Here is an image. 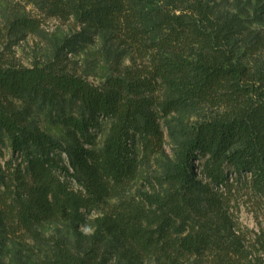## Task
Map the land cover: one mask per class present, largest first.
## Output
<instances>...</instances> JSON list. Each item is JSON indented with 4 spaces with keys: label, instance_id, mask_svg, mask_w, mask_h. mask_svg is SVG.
<instances>
[{
    "label": "trees",
    "instance_id": "obj_1",
    "mask_svg": "<svg viewBox=\"0 0 264 264\" xmlns=\"http://www.w3.org/2000/svg\"><path fill=\"white\" fill-rule=\"evenodd\" d=\"M41 3L93 30L115 58L134 51L151 69L96 86L66 71L62 54L31 68L0 64V158L8 148L17 157L0 166V245L1 236L66 218L79 245L58 244L46 264H108L78 230L94 216L97 237L90 240L107 235L129 264L141 255L238 264L242 239L226 206L237 190L264 198V76L253 77L240 58L241 51L246 58L260 52L264 40L246 25L243 9L212 0ZM77 37L66 49L90 42ZM211 109L225 111L190 122ZM33 114L64 138L44 132ZM101 119L109 122L102 145ZM167 139L173 158L164 151ZM158 155L161 173L145 182L151 192L128 200ZM109 199L120 203L105 212ZM256 240L264 247V233Z\"/></svg>",
    "mask_w": 264,
    "mask_h": 264
},
{
    "label": "rangeland",
    "instance_id": "obj_2",
    "mask_svg": "<svg viewBox=\"0 0 264 264\" xmlns=\"http://www.w3.org/2000/svg\"><path fill=\"white\" fill-rule=\"evenodd\" d=\"M221 9H227L237 13V7L243 9V19L246 25L259 33L264 40V0H240L237 4L234 0H212ZM23 20L25 26L18 25L16 20ZM83 34L90 42L79 41V45H72L66 49L70 40L77 42V35ZM66 40H69L66 42ZM105 43L93 32V30L81 25L73 17H56L52 11L41 3V0H0V64L3 66H24L31 68L34 65H45L55 62L56 55L62 54L64 60L62 67L71 74L87 79L90 83L100 86L106 79L136 70L151 69L149 61L138 53L132 51L130 55L121 60L112 53L107 52ZM122 52L118 46H115ZM241 62L251 72L253 77L264 76V48L252 56L245 57L244 51L240 52ZM157 95H160L159 93ZM225 110L211 109L203 112L202 116L190 117V122L201 121L203 118L210 119ZM40 128L47 134L63 139L64 133L58 126L52 125L43 117L33 114ZM109 122L100 120V126L96 132L98 142L102 145L108 131ZM165 154L174 156V146L167 139L164 147ZM0 158V166L5 168V161L16 160L17 157L11 149L3 151ZM163 157L158 155L151 160L150 166L142 169L141 177L126 192L128 200L140 201L139 193L151 192L145 183L152 181L153 177L161 173ZM66 161V157L64 156ZM62 180H67L64 174ZM73 189L81 191V188L72 182ZM120 200H107L103 210H113ZM226 214L240 230L242 251L237 259L238 264H264V247L257 244L256 237L264 233V198L251 189L233 192L229 205L226 206ZM96 217H90L87 225H79V233L88 238L89 247H95L100 255L105 256L108 264H129L128 254L122 249H117L113 241L103 235L97 237L98 228L94 224ZM0 264H46L52 260L58 244L77 247L79 242L74 234L72 223L62 218L54 222H48L42 226L33 228L32 232L20 230L16 235L1 236ZM138 264H213L207 256L204 259H190L182 262L163 260L159 257H146L141 255Z\"/></svg>",
    "mask_w": 264,
    "mask_h": 264
}]
</instances>
